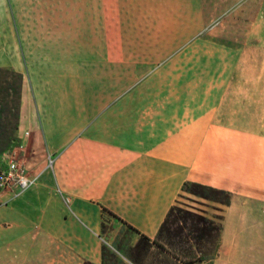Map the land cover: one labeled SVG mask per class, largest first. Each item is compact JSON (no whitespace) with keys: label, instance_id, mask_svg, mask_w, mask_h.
Listing matches in <instances>:
<instances>
[{"label":"crops","instance_id":"obj_1","mask_svg":"<svg viewBox=\"0 0 264 264\" xmlns=\"http://www.w3.org/2000/svg\"><path fill=\"white\" fill-rule=\"evenodd\" d=\"M0 2L38 7L0 14V68L24 74L30 132L53 159L32 189L0 205L7 234L34 229L101 264L105 213L153 241L186 183L233 194V182H248L247 143L233 136H264V91L230 88L249 43L137 44L134 10L147 0L118 12L116 0ZM235 208H226L219 251L200 264H264L248 242L236 250Z\"/></svg>","mask_w":264,"mask_h":264},{"label":"rangeland","instance_id":"obj_2","mask_svg":"<svg viewBox=\"0 0 264 264\" xmlns=\"http://www.w3.org/2000/svg\"><path fill=\"white\" fill-rule=\"evenodd\" d=\"M126 1L116 0V12L120 7L128 6ZM36 6L26 3L7 6L0 2V14L32 12L38 10ZM111 6L114 9L115 6L113 4ZM134 12L138 18L135 27L140 33L137 44L153 43L156 46L164 45L174 49L183 48L195 40L222 45L249 43L250 51L245 53L237 69L236 77H240L241 80L237 83L235 77L230 90L264 91V0H147L140 2ZM256 37L261 39L260 44H257ZM118 38L116 34V39ZM21 75L17 68H0V117L4 126V131L0 132V147H2L0 172L5 168L6 156L15 153L20 159L25 160L30 168L29 172L38 176L39 180V173L46 165L49 167L50 159L52 161L53 159L51 156L49 159L46 158V149L43 145L38 146L35 143V133L30 132L31 127L28 124L31 121V91L27 82L24 88V74L21 86ZM16 109L19 112L17 118L14 117V114H17ZM27 128L30 136L26 140V146L21 150L20 137L26 133ZM233 138L247 143L243 151L247 153L249 167L248 182L237 187L233 182L231 186L232 201L236 205V211L228 219L238 223L234 230L241 236L236 250H240L241 243L248 242L250 250L264 251V136L252 133L236 136L234 133ZM240 150L234 148L235 152L240 153ZM3 195L5 197L2 199ZM191 199L208 203L210 206H201L196 204L197 202L193 203ZM13 200L15 199L11 195L0 191L1 206L8 205ZM177 207L212 219L218 225H223V221L227 218L225 215L227 206L214 204L188 193H184V198L180 199ZM192 207L200 209L199 211L203 210L204 213L192 210ZM103 224L105 225V230L102 231L103 247L107 248L110 255L105 264H184L171 255L177 253V250L169 246L166 251L161 249L152 243V240L150 242L134 230L122 225L109 213H105ZM3 227L5 225L0 222V264L88 262L65 245L50 241L34 229L28 232L27 229L22 230L25 234L16 236L11 232L7 234ZM220 240L215 238L211 242H204L201 246H196L190 241L186 248L191 252L183 254V261L198 257L200 249L212 258L220 249ZM191 264H200V262Z\"/></svg>","mask_w":264,"mask_h":264},{"label":"trees","instance_id":"obj_3","mask_svg":"<svg viewBox=\"0 0 264 264\" xmlns=\"http://www.w3.org/2000/svg\"><path fill=\"white\" fill-rule=\"evenodd\" d=\"M20 78L22 86V75ZM16 112L17 114H14L15 118H17L19 115L18 109H16ZM3 128V121L0 117V132H2ZM1 150L2 147H0V151ZM183 191L184 193H188L197 198L222 206H230L232 203V193L225 190H219L210 186L202 185L199 183L188 182L184 185ZM109 213L116 216L110 211ZM104 230L105 225L103 224L102 231ZM222 232V224L218 225L212 219H208L199 214L184 211L179 207L174 206L171 208L167 215V218L161 225L157 239L153 240L152 243L156 244L158 247L165 251L168 246L172 249L177 250V253H171V255L175 259L182 261L184 264L204 262L210 260L211 258L208 257V255L203 249H200L198 251V257L191 259L190 261H183V254L191 252V250H188L186 246L190 241H192L196 246H201L204 242H211L215 238L220 240ZM143 237L151 242V239H149L148 237ZM163 240H165V243H163ZM108 256L110 255L108 253L107 248L104 246L102 249V264L106 263V259ZM85 264L92 263L85 262Z\"/></svg>","mask_w":264,"mask_h":264},{"label":"built area","instance_id":"obj_4","mask_svg":"<svg viewBox=\"0 0 264 264\" xmlns=\"http://www.w3.org/2000/svg\"><path fill=\"white\" fill-rule=\"evenodd\" d=\"M30 133H24L21 138L22 150L26 146V140ZM50 159V164H52ZM29 166L24 159H20L15 153L6 156L5 168L0 172V191L10 193L11 197L17 199L32 189L38 182V176L29 172ZM69 204L70 199L66 198Z\"/></svg>","mask_w":264,"mask_h":264}]
</instances>
